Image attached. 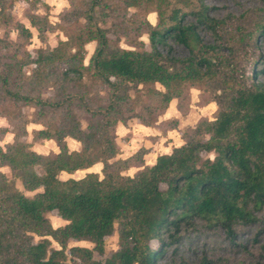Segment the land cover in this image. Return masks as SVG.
<instances>
[{"label": "trees", "instance_id": "obj_1", "mask_svg": "<svg viewBox=\"0 0 264 264\" xmlns=\"http://www.w3.org/2000/svg\"><path fill=\"white\" fill-rule=\"evenodd\" d=\"M22 1L33 11L40 0ZM68 3L61 18L76 23V29L55 49L31 58L25 51L31 32L22 23L15 25V42L0 39V117L7 119L13 134L11 143L0 146V166L18 173L25 191L41 188L27 198L4 185L0 173V264H66L67 256L72 264H158L179 242L181 231L196 221L207 228L219 226L229 236L234 226L256 221L253 212L264 206V83L256 81L255 71L223 105L216 101L213 121L197 123L180 147L158 156L154 165L137 163L141 169L126 176L128 159L112 161L119 152L117 123L140 117L132 112L127 92L158 84L164 92L157 93L168 105L175 97L169 93L173 86L213 74L219 63L212 54L219 51V44H203L197 31H207L216 43L224 20L210 16L198 0L180 16L178 10L168 11L161 17L168 21L166 26L159 18L154 25L147 20L149 13L159 17L151 8L153 0ZM129 8L142 13L144 24L133 28L147 35L150 51L116 46L135 19ZM3 14L0 5V18ZM184 15L191 19L187 24L182 22ZM26 19L38 32L48 24L30 11ZM168 40L188 48L194 45L207 55L197 57L192 51L186 59H175ZM92 42L94 49L85 64V45ZM158 47L166 48V53ZM96 84L107 89L105 97L92 93ZM44 88H52L53 94L44 97ZM24 107L33 109L31 121L21 116ZM154 121L139 120L144 126ZM30 122L44 127L36 135L54 141L58 154L44 157L18 141ZM68 137L80 143L79 152L68 151ZM95 163L102 165L101 178L88 173L78 180L58 179L62 172L72 174ZM53 211L65 225L50 226L45 215ZM115 224L118 249L105 261L95 260L93 252L103 255ZM33 235L40 239L33 241ZM48 238L60 249L51 248ZM69 240L87 241L93 249L71 247L67 255Z\"/></svg>", "mask_w": 264, "mask_h": 264}, {"label": "rangeland", "instance_id": "obj_2", "mask_svg": "<svg viewBox=\"0 0 264 264\" xmlns=\"http://www.w3.org/2000/svg\"><path fill=\"white\" fill-rule=\"evenodd\" d=\"M198 1H201L209 9L208 13L210 16L225 22L221 31V39L216 43L212 35L207 31L202 29L197 31L203 44L215 46L219 44L217 46L219 51L212 54L219 63L215 72L203 80L181 82L173 86L169 93L175 97L168 105H165L163 98L157 93L164 92V89L158 84L147 86L143 89L131 88L127 92L132 112L138 113L140 117L139 119L131 118L123 125L127 126L128 123H137L140 126H144L139 122L140 118L147 122L154 119L155 121L150 126L145 127L154 128L159 135L163 136L159 140H156V137H152L154 139L147 138L150 144L158 146L159 154L168 152V150L180 145V143L183 144L184 135L190 129L195 128L200 121L204 119L213 121L218 114L216 101L223 105L229 95L249 83L253 71L257 73L256 81L264 83V28H262L264 24V0ZM68 2L69 0H40L34 10L31 11L28 4L22 0H0V5L4 12L3 17L0 18V39L15 42L18 37L15 25L22 23L31 32V37L27 40L28 44L25 47V51L29 53L31 58H36L41 51L55 49L60 42H68V37L72 36L76 29V23L68 22L66 19L63 20L61 18L63 15L62 11H66L69 8ZM195 2L196 0H153L151 8L158 12L159 17H157L156 12H153L147 15V20L154 25L158 18L159 20L161 17L164 18L168 11L174 9L180 11V16L195 8ZM29 11L33 15L45 18L48 22L41 32L30 26L26 19ZM127 11L135 19L129 24L128 28L131 29H128L129 31H125V35H122L124 37L119 36L116 46L124 50L150 51L147 35L142 33L141 30L133 28L135 25L141 24L142 26L144 24L141 11L136 8H129ZM190 20L188 15H184L182 18L184 24H187ZM80 22L81 20L78 23ZM161 24L166 26L169 23L166 19H161ZM110 37L113 38L112 36ZM94 45V42L85 45V64L93 52ZM167 46L171 48V56L179 60L189 57L192 51L197 57L207 55L204 53L201 55V52L194 45L188 48L173 40H168ZM158 49L163 55L166 53V48L158 47ZM31 67L30 65L25 67L24 73L29 74ZM95 92L105 97L107 89L100 84H96L92 93ZM52 94V88H44L42 90L44 97ZM20 111L24 119L31 121L32 108L24 107ZM19 125L20 123H18ZM82 126H85L84 120H82ZM8 127L10 132L9 124ZM24 127L26 133H21L18 141L27 145V151H33L44 157H53L59 153V148L54 141L41 139L36 135L37 131L44 129L41 124L30 122L26 123ZM3 133V130H0V137ZM166 133L168 135L171 133L172 135L169 140L166 137L167 135H165ZM10 134L9 143L12 142L13 135L11 132ZM130 138L129 134L121 137L117 145L119 152L112 160L128 159L127 163L131 167L123 172L126 176H132L137 170H140L141 167L137 168L135 166L137 163H143V155L146 152L143 147L136 148L140 140L136 138L129 142ZM65 143L70 152H79L81 150L80 143L72 138H66ZM150 144L148 143L147 145L150 146ZM128 145L129 148L126 147V150L120 151L121 148ZM124 155L129 156L122 159ZM101 168L102 165L100 163H95L88 169L78 170L72 174L62 172L58 175V179L61 181L67 179L78 180L88 173H96L101 178ZM35 171L38 174H42V170L39 167H35ZM0 173L5 178V181H3L4 185L15 187L27 198H32L35 193L41 191V188L30 192L25 191L21 185L18 173L12 174L7 166H0ZM253 213L256 221L246 225L239 224L234 226L230 236L219 226L207 228L202 221H196L194 227H187L181 231L179 242L165 252L159 259L158 264H264V206ZM45 217L53 229L65 225V222L55 211L47 213ZM117 230L118 224H115L112 235L105 240L103 255L93 252L95 260L105 261L118 249ZM39 239V237L33 235V241ZM48 239L50 240L51 248L60 249L57 243L51 238ZM150 246L154 247L155 242L151 241ZM71 247H82L92 250L93 244L87 241L69 240L65 249L67 255ZM66 264H72L69 256H67Z\"/></svg>", "mask_w": 264, "mask_h": 264}, {"label": "crops", "instance_id": "obj_3", "mask_svg": "<svg viewBox=\"0 0 264 264\" xmlns=\"http://www.w3.org/2000/svg\"><path fill=\"white\" fill-rule=\"evenodd\" d=\"M158 122H156V124H158ZM5 129L6 130L9 129L7 121H6V119L4 117H0V130H5ZM136 130H137V132H136ZM138 131H140L141 133L138 132ZM128 134L131 137L129 142H132V140L136 139V138L138 140H140V142L138 143V146L136 148L143 147V148L146 149V152L143 155V166H148L149 167V166L154 165L158 156L164 155V154H168L173 149V148H171L170 150H168V152H166L164 154H159L158 153L159 152L158 151V146L150 144V141L148 142L147 138L156 137L155 138L156 140H159V139L163 138V136L159 135V133L156 130H154V128L140 126L137 123H128L127 126H125V125H123L121 123H117V125L115 127V136H116L117 145H118V142L120 141L121 137H124V136H126ZM10 135L11 134H10L9 131L8 132H4L2 134V136L0 137L1 138L0 139V146L1 147L4 146L5 144H8L10 142V139H9ZM165 135H167L166 137H167L168 140H169L170 137H172L171 133H169V135L166 133ZM12 139H13V135H12ZM152 139H154V138H152ZM148 143L150 144V146L147 145ZM170 145H171V143H170ZM181 145H182V143H180V145H176V147H174V148H177V147H179ZM126 147L129 148V145L128 146H124L123 148L120 149V151L123 152L124 150H126L125 149ZM127 156H129V155H126V156L124 155V157H122V159L127 158Z\"/></svg>", "mask_w": 264, "mask_h": 264}]
</instances>
